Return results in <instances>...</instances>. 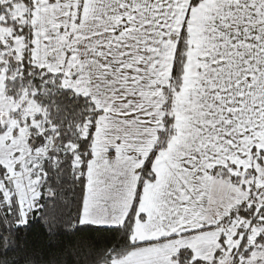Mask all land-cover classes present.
Listing matches in <instances>:
<instances>
[{
	"label": "snow or ice",
	"instance_id": "6c2138e0",
	"mask_svg": "<svg viewBox=\"0 0 264 264\" xmlns=\"http://www.w3.org/2000/svg\"><path fill=\"white\" fill-rule=\"evenodd\" d=\"M0 264H264V0H0Z\"/></svg>",
	"mask_w": 264,
	"mask_h": 264
},
{
	"label": "trees",
	"instance_id": "16d2710c",
	"mask_svg": "<svg viewBox=\"0 0 264 264\" xmlns=\"http://www.w3.org/2000/svg\"><path fill=\"white\" fill-rule=\"evenodd\" d=\"M31 240L41 245L50 243V241H48L47 238L43 236L42 231L38 225L35 226L34 231L31 234Z\"/></svg>",
	"mask_w": 264,
	"mask_h": 264
}]
</instances>
